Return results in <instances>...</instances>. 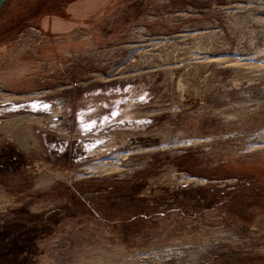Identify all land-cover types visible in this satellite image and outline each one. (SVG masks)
Returning a JSON list of instances; mask_svg holds the SVG:
<instances>
[{"label":"rangeland","instance_id":"rangeland-1","mask_svg":"<svg viewBox=\"0 0 264 264\" xmlns=\"http://www.w3.org/2000/svg\"><path fill=\"white\" fill-rule=\"evenodd\" d=\"M0 164L1 242L44 234L18 264H264V0L9 3Z\"/></svg>","mask_w":264,"mask_h":264},{"label":"flooded vegetation","instance_id":"flooded-vegetation-1","mask_svg":"<svg viewBox=\"0 0 264 264\" xmlns=\"http://www.w3.org/2000/svg\"><path fill=\"white\" fill-rule=\"evenodd\" d=\"M27 105H28V111L34 114H36L38 109L40 108V104L29 103ZM33 105H35V107H33ZM13 107L15 108L14 113L21 112L22 107H20L18 104ZM42 109L47 110L48 107L43 106ZM108 109L110 110H105V113L101 112L98 115L92 114L91 117H88L86 120L82 122H80V118L77 117L78 114H73V115L71 114L69 117L71 118V120L74 121L75 126L79 127L78 129L79 133L98 134L120 123V122L115 121L118 119L115 108L110 106ZM2 168H4V165L0 164V169ZM1 232H0V242L2 241V238L6 236V233H1ZM41 238H44V234H42V231L40 230L36 231V229H34V233L32 237H31V234L30 236L25 235L24 238L22 239L23 240L22 242L19 241V243H17L18 242L17 240H9L6 242H1L0 243V264H18V262H20L21 257H23L20 254L25 253L24 251H25V248L27 247L26 246L27 243L32 245L31 244L32 241L35 242L36 240L41 239Z\"/></svg>","mask_w":264,"mask_h":264},{"label":"bare ground","instance_id":"bare-ground-1","mask_svg":"<svg viewBox=\"0 0 264 264\" xmlns=\"http://www.w3.org/2000/svg\"><path fill=\"white\" fill-rule=\"evenodd\" d=\"M219 62H223V63H227L228 61L226 60H220ZM5 98V97H4ZM7 98V97H6ZM16 100V99H15ZM11 100L9 99H3V102L7 103L10 102ZM26 122H30L33 124H37L40 125V121L37 119H28V118H16V119H12L10 120L6 127L4 128L7 132H11L13 133V139L15 140V142H17L19 144V146L21 148L26 149V144H25V138H26V134L24 133V131L26 130L25 127L23 126L24 123ZM87 172H90L92 174V172L94 171V169H91L90 167L88 169H85ZM97 171V170H95ZM99 172V171H97ZM114 173V172H113ZM94 174V173H93ZM54 179H62L60 176H48V175H44L41 179L40 182L38 183L37 188L39 189H46L49 186H51L53 184V180ZM182 183H187L184 178L180 179ZM160 183V181H159ZM194 256H189L190 259H193ZM101 258V259H100ZM99 259H92L90 258L89 262L90 264H110L109 262H103V256L100 257ZM105 259V258H104ZM108 261V260H107Z\"/></svg>","mask_w":264,"mask_h":264},{"label":"trees","instance_id":"trees-1","mask_svg":"<svg viewBox=\"0 0 264 264\" xmlns=\"http://www.w3.org/2000/svg\"><path fill=\"white\" fill-rule=\"evenodd\" d=\"M13 1H15V0H11V1H9L8 3H6L4 6H3V8L2 9H4L9 3H11V2H13ZM46 3H47V1H46ZM46 3H44V4H41L40 6H39V8H40V10H45L46 8H45V4ZM2 9H1V11H2ZM1 11H0V13H1ZM15 27H17V25L15 26ZM19 27H17V28H13V29H18ZM10 30V29H9ZM12 30V29H11Z\"/></svg>","mask_w":264,"mask_h":264},{"label":"water","instance_id":"water-1","mask_svg":"<svg viewBox=\"0 0 264 264\" xmlns=\"http://www.w3.org/2000/svg\"><path fill=\"white\" fill-rule=\"evenodd\" d=\"M9 1H11V0H0V11H1V9L3 8V6H4L6 3H8Z\"/></svg>","mask_w":264,"mask_h":264},{"label":"snow or ice","instance_id":"snow-or-ice-1","mask_svg":"<svg viewBox=\"0 0 264 264\" xmlns=\"http://www.w3.org/2000/svg\"><path fill=\"white\" fill-rule=\"evenodd\" d=\"M33 107H35V105H33ZM45 107H47V106H45Z\"/></svg>","mask_w":264,"mask_h":264}]
</instances>
